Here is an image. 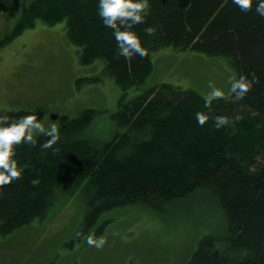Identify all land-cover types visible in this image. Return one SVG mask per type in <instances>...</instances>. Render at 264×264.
Here are the masks:
<instances>
[{
    "label": "trees",
    "instance_id": "16d2710c",
    "mask_svg": "<svg viewBox=\"0 0 264 264\" xmlns=\"http://www.w3.org/2000/svg\"><path fill=\"white\" fill-rule=\"evenodd\" d=\"M145 23L136 26L146 58L117 55L113 30L98 15V0H0V11L19 12L0 47L41 20L65 22L66 39L78 46L83 65L104 61V74L122 89L112 114L116 130L108 138L90 131L100 112L87 108L58 126L60 139L46 152L21 144L16 148L22 178L0 188V234L7 235L44 219L58 189L84 182L89 205L86 226L102 211L143 205L161 212L171 203L204 190L223 208L227 233L205 235L185 264H264V18L242 12L232 0H149ZM155 28L149 36L144 29ZM195 50L230 59L238 74L259 77L246 98L214 102L213 115H239L221 129L213 120L200 126L197 112H207L203 95L170 82L151 85L132 99L154 70L152 53L162 47ZM44 111L12 110L19 116ZM38 180V183H33ZM84 227L76 232L80 235Z\"/></svg>",
    "mask_w": 264,
    "mask_h": 264
},
{
    "label": "rangeland",
    "instance_id": "374dc122",
    "mask_svg": "<svg viewBox=\"0 0 264 264\" xmlns=\"http://www.w3.org/2000/svg\"><path fill=\"white\" fill-rule=\"evenodd\" d=\"M20 14L0 11V40L15 27ZM78 46L65 36V22L41 20L0 47V115L12 110L44 111L45 128L99 110L91 133L103 138L116 130L112 114L123 94L104 74V61L79 62ZM154 70L141 89L127 91L132 99L151 85L170 82L202 95L211 81L228 92V80L239 76L230 59L195 50L162 47L152 53ZM46 117V119H45ZM84 182L57 190L48 215L7 235L0 234V264H185L205 235L223 237L227 218L210 194L199 190L168 204L163 211L143 205L102 211L86 226L89 205ZM84 227V232L75 235ZM103 235L101 249L84 239Z\"/></svg>",
    "mask_w": 264,
    "mask_h": 264
},
{
    "label": "clouds",
    "instance_id": "9594fccd",
    "mask_svg": "<svg viewBox=\"0 0 264 264\" xmlns=\"http://www.w3.org/2000/svg\"><path fill=\"white\" fill-rule=\"evenodd\" d=\"M242 11L251 12L255 4V12L264 18V0H232ZM98 15L105 27L113 30V36L117 44V55L131 60L134 56L146 58L147 49L143 46L141 37L135 30L136 26L145 23V15L150 7L149 0H98ZM149 35L155 34V28L149 26L144 29ZM259 77L255 72L232 76L228 80L230 86L226 93L213 82L208 83L209 91L203 95L204 108L207 112H197L196 120L200 126H204L210 119L214 127L221 129L234 124L239 115L229 117L227 115H213L214 102L218 100H230L238 103L246 98L252 88L258 84ZM46 119V117H45ZM39 136L47 137L39 148L46 152L60 139V129L56 122L45 128L39 113L24 114L19 116L0 115V188L7 187L14 180L22 178V174L28 168L25 164L20 166L16 157V148L21 144L36 147ZM38 183V180H33ZM90 247L101 249L107 243L101 235L96 237L90 233L84 237Z\"/></svg>",
    "mask_w": 264,
    "mask_h": 264
},
{
    "label": "bare ground",
    "instance_id": "6f19581e",
    "mask_svg": "<svg viewBox=\"0 0 264 264\" xmlns=\"http://www.w3.org/2000/svg\"><path fill=\"white\" fill-rule=\"evenodd\" d=\"M240 74V73H239Z\"/></svg>",
    "mask_w": 264,
    "mask_h": 264
}]
</instances>
